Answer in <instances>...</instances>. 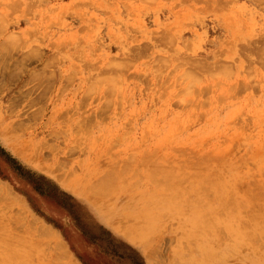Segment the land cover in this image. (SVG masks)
I'll return each mask as SVG.
<instances>
[{"label":"rangeland","instance_id":"1","mask_svg":"<svg viewBox=\"0 0 264 264\" xmlns=\"http://www.w3.org/2000/svg\"><path fill=\"white\" fill-rule=\"evenodd\" d=\"M0 137V264H264V0H0Z\"/></svg>","mask_w":264,"mask_h":264},{"label":"crops","instance_id":"2","mask_svg":"<svg viewBox=\"0 0 264 264\" xmlns=\"http://www.w3.org/2000/svg\"><path fill=\"white\" fill-rule=\"evenodd\" d=\"M1 138V137H0ZM3 139V138H2ZM3 143H5V145L3 144ZM3 143H1V145H0V152H7L6 150V148L7 147H9V143L8 142H6L4 139H3ZM6 147V148H5ZM10 148V147H9ZM17 156H19L18 154H16ZM7 156H9V160H11V155L7 152ZM19 160V159H18ZM15 161V160H14ZM17 164H18V162L17 161H15Z\"/></svg>","mask_w":264,"mask_h":264},{"label":"bare ground","instance_id":"3","mask_svg":"<svg viewBox=\"0 0 264 264\" xmlns=\"http://www.w3.org/2000/svg\"><path fill=\"white\" fill-rule=\"evenodd\" d=\"M158 166H159V165H158ZM158 166L156 165V167H158ZM151 167H154V166H151ZM156 167H154V169H155ZM160 167H161V166H160ZM160 167H159L158 169H161ZM1 187H2V186H1ZM2 189H3V188H2ZM3 190H4V189H3ZM1 192H2V191H1ZM6 192H8V190H7ZM3 195H5V192H4ZM6 195H8V194H6ZM1 196H2V194H1ZM2 197H3V196H2ZM5 197H6V196H5ZM5 197H3V198L6 199L8 196H7L6 198H5ZM3 198H1V199H3ZM4 199H3V200H4ZM43 231H44V230H43ZM46 233H49V232H46ZM48 238H49V237H48ZM50 238H51V237H50ZM253 238H254V236H253ZM228 241H229V240H228ZM229 242H231V241H229ZM54 243H55V242H54ZM58 243H59V242H58ZM234 243H235V242H234ZM235 244H236V243H235ZM57 246H58V245H57ZM234 246H236V245H234ZM239 246H240V245H239ZM259 246H260V245H258V247H259ZM54 249H56V246H55ZM58 249H60L59 246H58ZM54 254H56V253H54ZM55 256H56V259H57L58 256H57V255H54V257H55ZM57 260H58V259H57ZM57 260H55V261H57Z\"/></svg>","mask_w":264,"mask_h":264}]
</instances>
